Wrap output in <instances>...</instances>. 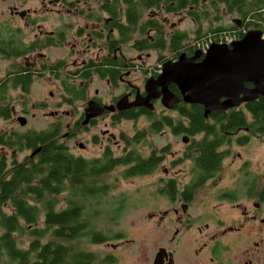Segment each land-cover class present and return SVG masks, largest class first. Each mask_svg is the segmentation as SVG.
<instances>
[{"label": "flooded vegetation", "instance_id": "af4514ba", "mask_svg": "<svg viewBox=\"0 0 264 264\" xmlns=\"http://www.w3.org/2000/svg\"><path fill=\"white\" fill-rule=\"evenodd\" d=\"M164 1L160 0V6L157 8V11L161 12L162 15L158 13L152 16V18L159 20L161 27L150 29V33L155 34L161 30L167 37L177 32H183L188 36L189 32L180 28V25L190 17L197 23L196 35L204 34L202 21L204 19L209 20L210 3H219L224 5L223 11L225 14L236 16L231 18L229 24L218 26L222 27V29L216 31L214 34L234 35L235 40H239L247 31L260 29L264 37V30L262 29L264 28V23L257 20L258 16H256V13L259 11L263 16L264 8L258 11L254 8L251 11H246L245 8L252 0H245L242 6L240 4L233 8L230 5L233 0H184L186 1V6L182 8H177L176 3L183 0H170V4L175 8L172 10H167V5L164 4ZM103 6L104 1H102L101 9L105 12ZM125 7V4H123L121 8L124 10ZM21 11H26L23 16L20 15ZM11 13L19 15L23 19H30L31 17L30 10H19L17 7H14ZM106 14L108 15L107 12ZM168 14L173 15V17L176 16L178 18L177 21L169 23ZM104 19V26L100 27V31L94 30L91 33L97 38H103V44L99 48L106 53L96 54V58H89L80 64L74 61V65L78 67L69 73V76L67 75L68 78L70 77V80L73 78L72 81L77 90H83L82 94L75 99L80 104L76 107V110L74 109V113L70 115V121H66V112L59 110L65 104L62 101L65 94L69 98L73 97V95L66 92L64 87L65 78L61 79L64 61L56 60L53 63H49V61L45 60V54L40 52L38 53L42 57L40 60L36 57H28V55L39 49L62 46L65 41V25L63 23L59 24L60 26L55 28V30L45 33H42L40 30L29 42H24V39L21 37H14L15 44L21 42L30 49L28 54L21 56V58L28 57V59L25 63H21L16 71L8 73L7 77L0 80L5 81L9 77L26 74L30 79L28 92L24 91L22 86L14 89L19 90L21 95L26 96L31 91L34 79H40L48 73L50 78H55V81L58 82L59 87L64 92L62 96L60 95V101L56 103L57 109L48 111V105L44 104L41 106L44 110L45 118L52 117L53 120L46 122L45 127L33 126L27 131L44 134L56 131V139L61 143H65L71 153H73L69 144L71 141L77 143L78 148L82 151H86L90 145L92 150L95 151V154L92 156L86 157L82 153L73 154L86 160H92L95 166L102 170L100 176L93 178V180L102 189L105 187V192L108 193L116 189L114 184L107 181V179L112 178L116 170L121 171L120 174L123 178L150 177L162 171V175L156 180L157 193L166 196L173 203L172 212L176 216V222L182 223V226L189 225L190 228L193 223L200 221L204 216L209 217L208 212L210 211H208V207L213 196L218 197H215V199L220 201V204L235 202L234 206L239 210L238 219L236 221L232 220L234 223L228 225L226 224L227 221L221 217L219 219L221 224L219 233L217 231L209 237L213 239L217 247L214 251L220 250V252H225L229 245L237 244L236 239H254L256 233H253L252 230H256L258 224H260V227H264V215H262L264 212L262 211L264 209V164L261 165L259 170H252V162L248 159H242L240 151H234V147H246L255 136L264 138V128L263 130H258L255 125L257 121L255 116L256 111L247 106L250 102H244L237 107L226 110L212 111L208 117H205V108L198 103L184 102L180 89L172 82L168 88L180 98V101L173 108L165 107L161 102V98L152 100L154 104L153 110H149L143 106L118 108L117 103L121 98L126 97L131 102L137 96H146L145 85L148 78H144L140 82L132 81V69H130V64L127 62L126 55L122 54L121 51L122 46L126 43L117 45L112 43V38L117 37L118 32L114 27L108 26L112 22L111 16L108 15V18ZM31 22L34 24L35 20ZM100 24L101 22H98V25ZM166 25H169L168 30L165 29ZM18 33L22 35L21 32ZM79 34L81 35V33ZM89 39L91 40V38ZM231 43L224 42L223 45L230 49L232 48ZM210 46L205 49L198 48L189 44V37H187L178 51L177 57L175 56L176 52H173L169 54V59L165 60L164 56L163 61H161L162 58L160 59L159 56L156 62L176 61L183 52L190 58L196 56V58L192 59L193 62H200L204 59ZM87 47H90V44ZM4 58L14 57H7L0 52V61ZM89 63H91L89 68L85 67ZM103 68L107 69L103 71ZM88 71L91 72L90 76L83 78V74ZM154 73L156 72H151V77L156 78L159 73ZM95 78L104 82L105 87L121 89V91L118 94H113L110 91H106L105 88L95 87L91 92L89 87ZM78 81L79 83H77ZM245 86L252 88L253 84L247 81ZM183 107L189 109V118L182 115L181 110ZM11 109L10 117L0 119V121L14 122L13 119L16 118V121L20 123L19 118L25 117L26 123L28 122V110L22 109L20 115L17 116V111L13 104L11 105ZM195 109L200 110L202 114L201 127L194 124L193 111ZM100 110L101 112L99 113ZM233 114L244 115V118L250 125H240L238 123L230 128H226L225 121L228 119V116L230 117ZM179 120L185 123L189 122V133L178 129ZM139 121H145L146 126L142 129L135 128L133 135L119 133L118 137L115 136L113 127L122 123H133L136 125ZM12 131L16 132L15 129H12ZM157 133L167 137L166 143L162 146L150 143V137H153ZM176 138H180L182 143L185 144L181 154L177 149L174 150L173 143H177ZM44 145L46 143L38 141L36 146L42 147ZM139 147H144L145 150ZM150 160L152 163L150 162L151 164L149 163L150 165L149 167L146 166V169L138 167L139 163ZM114 161H117L118 164L114 165ZM201 161L207 164L211 163L214 167L210 171L206 167V171L202 172V169L198 165ZM185 164L189 167V171L187 172L184 168L180 167V165ZM132 168L145 172L126 176L125 172ZM226 179L230 183H224ZM185 196H189V198H185ZM241 202L247 203V205L244 204L243 208H241L239 205ZM197 204H201L203 210L201 213L194 215V208ZM167 214L168 211H165L163 216ZM206 226H209V224L206 223ZM179 231V229H176V235ZM225 239L227 243H224ZM167 252L173 253V251L169 250ZM214 256H216L215 253ZM167 262L168 259L165 258L164 264ZM218 264L222 263L219 262Z\"/></svg>", "mask_w": 264, "mask_h": 264}, {"label": "rangeland", "instance_id": "374dc122", "mask_svg": "<svg viewBox=\"0 0 264 264\" xmlns=\"http://www.w3.org/2000/svg\"><path fill=\"white\" fill-rule=\"evenodd\" d=\"M102 1L104 0H0V28L5 29L4 32H21L22 35L19 37L24 39V42H29L40 30L42 33L49 32L63 23L65 25V41L62 46L39 49L28 57L32 56L40 60L42 59L41 55L38 54L40 52L45 54V60L49 63L56 60L64 61L61 79L65 78L64 80L73 84V78L70 80L67 75L69 76V73L78 67L74 65V61L80 64L89 58H96V54L106 53L99 48L103 44V38H97L91 33L94 30L100 31V27L104 26V18H108L106 12L101 9ZM14 7L19 10H30V19L13 15L11 12ZM223 9L224 5L210 3L209 20L204 19L202 21L204 34H201L200 37L195 33L197 23L190 17L180 25V28L189 32V44L193 45L195 42L206 40L209 37L216 40L219 35H222L220 33L214 34L215 29L220 25L229 24L231 18L236 16L225 14ZM158 13L161 12H158L157 8L144 10L143 20ZM168 17L169 23L178 19L171 14H168ZM100 18L101 20H99ZM34 20L35 23L33 24L31 21ZM98 22L101 24L98 25ZM111 23L108 26H111ZM168 28L169 25H166L165 29L168 30ZM79 29L81 30L79 31ZM262 29L264 30V28ZM135 38H140V36L136 33ZM131 43L123 45L121 51L122 54L126 55L127 62L133 72L131 79L135 82L151 77L150 68L158 63L156 61L160 55L165 56L166 60L169 59V54L174 52L172 49L141 52L132 48ZM89 44L90 47H87ZM28 57L1 60L0 79L7 77L8 73L16 71ZM48 75L46 73L40 79L35 78L31 91L26 96L21 95L19 90L9 91L10 101L17 111L16 115L19 116L22 109L28 110V122L21 125L16 121V118L13 119L14 122L2 120L0 121V134L14 133L12 129L23 133L33 126L45 127L46 122L53 120L52 117L45 118L41 106L48 105V111L57 109L56 103L60 101V95L62 96L64 92L55 78H50ZM95 87L105 88L106 91L113 94H118L121 91V89L105 87V83L96 78L90 84L91 92ZM67 99L69 96L65 94L62 98L65 104L59 110L65 111L66 121H70V115L74 113V109L76 110L80 102ZM144 126H146L145 121H139L136 125L122 123L113 127V132L117 137L119 133L133 135L135 128L142 129ZM150 138V143L157 146H162L167 141V137L161 136L159 133ZM176 139L177 143H173L174 150L177 149L181 154L185 144L180 138ZM69 144L74 154L82 153L86 157L95 154L90 145L86 151H82L78 148L77 143L71 141ZM139 148L145 150L144 147ZM116 150L118 149L116 148ZM234 151H240L242 159H248L252 162V170H259L264 164V138L260 136L253 137L246 147H234ZM31 153L30 149L18 151L3 147L0 144V156L6 155L8 163L13 161V156L17 161L22 162ZM180 167L184 168L186 172L189 171L186 164L180 165ZM120 172L114 171L112 178L107 179L108 182L115 185L116 189L108 193L106 203L100 205L95 203L96 207L102 211L95 219L96 226L109 235L110 239L107 242L87 245L89 249L97 252L100 258L112 255L113 261L107 264H153L155 255L161 247L173 251L175 264H218L219 262L222 264H264V227H260V224L256 230H252L253 233H256L254 239H236L237 244L229 245L225 252L214 251L217 247L213 239L209 237L217 231L219 233L221 228L219 219L221 217L227 221L226 224L228 225L234 223L232 220L238 219L239 210L234 206L235 202L220 204V201L215 199L218 197L213 196L208 207L209 217L204 216L189 228V225L182 226V223L176 222V216L172 212L173 203L166 196L157 193L156 180L162 175V171L150 177L133 178H123ZM224 183L228 184L230 181L226 179ZM67 195V192L59 195L60 207L66 206ZM244 204L247 205L244 202L239 203L241 208ZM202 210L203 206L197 204L194 208V215L201 213ZM165 211H168V214L163 216ZM206 223L209 226H206ZM176 229L180 230L177 235ZM224 243H227L226 239Z\"/></svg>", "mask_w": 264, "mask_h": 264}, {"label": "trees", "instance_id": "16d2710c", "mask_svg": "<svg viewBox=\"0 0 264 264\" xmlns=\"http://www.w3.org/2000/svg\"><path fill=\"white\" fill-rule=\"evenodd\" d=\"M169 1H164L167 10L175 9ZM244 2L233 0L230 5L233 8L240 4L242 6ZM123 4L126 6L124 10L121 8ZM159 6L160 0H104L103 8L112 17L111 27L118 32V36L112 38V43L132 42V48L141 52L172 49L177 57L187 34L177 32L167 37L161 30L153 34L149 30L161 27L159 20L152 17L143 20L144 10ZM176 6L185 7L186 1L177 2ZM245 8L246 11L252 8L258 11L264 8V0H252ZM256 16L257 20L264 23L260 11ZM220 29L222 27L216 28L215 32ZM4 31L0 28V52L14 58L30 52L25 44H15L14 37L18 38L19 33ZM136 33L140 38H135ZM163 57L160 55L161 61ZM90 64L85 67L89 68ZM90 74L89 71L84 73L83 78H88ZM29 84L30 79L26 74L0 80V119L11 115L9 91L22 86L28 92ZM64 87L68 94L73 95L67 99L69 101L75 100L83 92L66 80ZM247 106L256 111L255 125L258 130H263L264 97H259ZM181 113L189 118V109L183 107ZM193 118L194 124L201 127L203 117L200 110L193 111ZM238 123L250 125L244 115L239 114L228 116L225 121L226 128ZM178 129L189 133V122L179 120ZM56 135V131L46 134L29 131L0 134L3 147L18 151L30 149L33 152L38 148V141L46 143L34 156L30 154L22 162L13 156V161L8 163L6 155L0 156V264H107L113 261L112 255L100 258L97 252L87 247L110 239L95 223L102 213L95 203H106L109 196L105 187L102 189L93 180L100 176L102 170L92 160L71 153L65 143L56 139ZM150 162L143 161L138 167L146 169ZM117 164L114 161V165ZM206 164L202 161L198 163L202 172L206 171V167L208 171L214 167L211 163L208 166ZM135 169L127 170L125 175L145 172ZM64 192L68 193L66 206L60 207L59 195Z\"/></svg>", "mask_w": 264, "mask_h": 264}, {"label": "water", "instance_id": "95a60500", "mask_svg": "<svg viewBox=\"0 0 264 264\" xmlns=\"http://www.w3.org/2000/svg\"><path fill=\"white\" fill-rule=\"evenodd\" d=\"M26 11H21L23 16ZM224 43L213 42L203 60L193 62L186 53H181L176 61H165L162 70L156 78L149 77L146 81V96H137L129 102L121 98L117 106L120 109L132 106H143L153 110V99L161 98L162 104L173 108L180 98L172 93L168 86L175 83L181 91L186 103H198L205 108L204 116L212 111L226 110L237 107L244 102L257 100L264 96V37L260 29H251L244 36L231 43L228 49ZM249 81L252 88L245 86ZM161 87V89H159ZM224 98V100H223ZM101 110L99 111V113ZM21 125L26 124V118L20 117ZM38 147L31 153L39 152ZM174 264V255L160 248L153 264Z\"/></svg>", "mask_w": 264, "mask_h": 264}, {"label": "built area", "instance_id": "2783aa9c", "mask_svg": "<svg viewBox=\"0 0 264 264\" xmlns=\"http://www.w3.org/2000/svg\"><path fill=\"white\" fill-rule=\"evenodd\" d=\"M235 40V36L234 35H225V34H222V35H219V37L215 40L214 38L212 37H209L208 39L206 40H203V41H197L195 42L193 45L198 47V48H208L213 42H220V43H231ZM162 65H163V62H158L156 63V65L154 67H151L150 68V74L152 71H155L156 73L154 74H157V73H160L161 70H162Z\"/></svg>", "mask_w": 264, "mask_h": 264}]
</instances>
